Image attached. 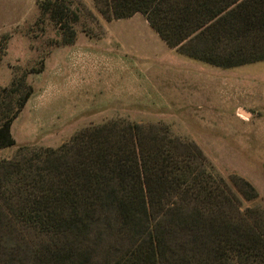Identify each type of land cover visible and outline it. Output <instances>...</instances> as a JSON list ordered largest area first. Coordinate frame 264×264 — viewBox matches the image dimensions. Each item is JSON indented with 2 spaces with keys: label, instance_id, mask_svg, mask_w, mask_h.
I'll return each instance as SVG.
<instances>
[{
  "label": "trees",
  "instance_id": "trees-1",
  "mask_svg": "<svg viewBox=\"0 0 264 264\" xmlns=\"http://www.w3.org/2000/svg\"><path fill=\"white\" fill-rule=\"evenodd\" d=\"M106 21L142 15L169 47L228 69L264 61V0H91ZM80 0H39L73 44ZM40 66L29 72L40 73ZM32 94L0 91V149ZM161 122L110 118L58 147L0 159V264H264V206Z\"/></svg>",
  "mask_w": 264,
  "mask_h": 264
},
{
  "label": "rangeland",
  "instance_id": "rangeland-1",
  "mask_svg": "<svg viewBox=\"0 0 264 264\" xmlns=\"http://www.w3.org/2000/svg\"><path fill=\"white\" fill-rule=\"evenodd\" d=\"M39 0H0V91L24 76L32 94L14 119L15 145L55 148L110 118L161 122L193 140L224 177L250 182L264 206V61L218 68L169 48L145 18L106 21L91 0L74 3L73 44L39 19ZM40 73L29 72L39 67ZM243 109L249 112L246 116Z\"/></svg>",
  "mask_w": 264,
  "mask_h": 264
},
{
  "label": "crops",
  "instance_id": "crops-1",
  "mask_svg": "<svg viewBox=\"0 0 264 264\" xmlns=\"http://www.w3.org/2000/svg\"><path fill=\"white\" fill-rule=\"evenodd\" d=\"M242 110H243V109H241V110H240V112H242ZM243 111H244V113H243V114H245L246 116L250 115V113H249V112H246L245 110H243Z\"/></svg>",
  "mask_w": 264,
  "mask_h": 264
},
{
  "label": "water",
  "instance_id": "water-1",
  "mask_svg": "<svg viewBox=\"0 0 264 264\" xmlns=\"http://www.w3.org/2000/svg\"><path fill=\"white\" fill-rule=\"evenodd\" d=\"M242 112H244V111L242 110Z\"/></svg>",
  "mask_w": 264,
  "mask_h": 264
}]
</instances>
